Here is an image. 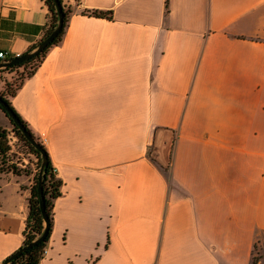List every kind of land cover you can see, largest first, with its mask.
<instances>
[{"label": "crops", "instance_id": "1", "mask_svg": "<svg viewBox=\"0 0 264 264\" xmlns=\"http://www.w3.org/2000/svg\"><path fill=\"white\" fill-rule=\"evenodd\" d=\"M62 1L61 42L8 96L62 180L39 264H254L264 0ZM49 20L45 0H0V51L23 55ZM34 178L0 172V264L24 242Z\"/></svg>", "mask_w": 264, "mask_h": 264}, {"label": "trees", "instance_id": "2", "mask_svg": "<svg viewBox=\"0 0 264 264\" xmlns=\"http://www.w3.org/2000/svg\"><path fill=\"white\" fill-rule=\"evenodd\" d=\"M58 1L62 6L63 14H64V22H63V26H62L61 31L59 32L58 36L55 38V40L52 42V44L50 46L36 52L39 49L43 39L46 38L59 24V14H58V10L56 7V1L55 0H45V3L47 4L48 9H49V17H50L48 28L45 32V36L38 43L34 44L26 53H24V54L33 53L29 59L22 62L21 64L9 66L6 68V70H11V71L15 70V69H19L21 67L26 69V67L28 65L33 64L32 70L30 72H28L25 76L22 77L19 85H17L13 91L9 92V94H10L9 96L15 95L17 90L22 86L25 79L27 77L32 76L35 73L36 69L41 64L43 59L45 58L50 47L61 42L63 35L65 33L67 23L69 21L70 15L72 13V10L70 7H67L63 3L62 0H58ZM93 14H95L97 16L106 15V13L103 11H93ZM0 64H1V60H0ZM7 84H8V82H7ZM8 86H9V84H8ZM2 97L6 101V103L12 108V110L15 112V114L19 117V119L22 121V123L26 126L27 130L33 135L32 131L28 127L27 122L25 120H23L21 115L12 106L9 98L6 95H4V93L2 94ZM0 108L5 112L4 108L1 105H0ZM14 130L18 134V136H20L26 142V144L30 147V149L34 153L37 154V156L39 157V160L41 161V163L44 166L42 185H43V190H44V195H45L46 211H47V214L49 216V227L47 229L46 234L44 235V238L40 242L36 243L35 245L30 247L29 249H24L27 245H29L32 242H34L35 240H37L44 233V231L46 229V223H45L44 217L42 215V211L40 209V203H39V199H38V188H39L40 179H39L38 175H35L34 184L32 185V188H31V198H30V204H29L30 210H29V214H28V217L26 220L25 229L23 232L24 242L18 250H16L12 255H10L8 258H6L4 260L3 264L8 260H9V262L7 264H39V262L41 260L42 251L46 247L47 242L49 241V239L51 237V233H52V229H53L54 201L62 193V191H61L62 180L57 176L55 168L51 162L49 153L47 152L45 147L42 145L44 150H45V153H46V156L44 158L42 156V154L40 153V151L37 150L31 144V142H29L26 139L23 132L17 126H14ZM6 137H7V129L4 128L3 126H0V141L3 139H6ZM3 149H6V148H3ZM13 171L17 174L22 173V170H20L19 168H13ZM25 173L29 174L28 171H25ZM255 248H256V245H255ZM18 253H19V255H17L15 258L11 259L15 254H18ZM258 261L259 260L254 255L253 263L257 264Z\"/></svg>", "mask_w": 264, "mask_h": 264}, {"label": "rangeland", "instance_id": "3", "mask_svg": "<svg viewBox=\"0 0 264 264\" xmlns=\"http://www.w3.org/2000/svg\"><path fill=\"white\" fill-rule=\"evenodd\" d=\"M32 66L33 64H30L26 69L23 68L22 71H18L11 81H7L9 86L7 82L2 81L4 76L0 73V94L2 95L4 93V95L8 97L10 95L9 92L13 91L16 86L19 85L22 77L32 70ZM14 126L15 125L9 119L4 127L7 129V137L0 141V172L19 168L24 173L28 171L29 173L38 175V177H41V182H43V164L39 160L37 154L30 149L20 136H18L14 130ZM254 255L259 260L258 262L264 261V241L260 244H256Z\"/></svg>", "mask_w": 264, "mask_h": 264}, {"label": "water", "instance_id": "4", "mask_svg": "<svg viewBox=\"0 0 264 264\" xmlns=\"http://www.w3.org/2000/svg\"><path fill=\"white\" fill-rule=\"evenodd\" d=\"M55 1H56V7H57V10H58V14H59V24L46 38L43 39L39 49L36 52H38V51L50 46L52 44V42L55 40V38L58 36V34L61 31V29H62L63 22H64L63 9H62V6L59 3V1L58 0H55ZM32 54L33 53L24 54V55H21V56H16L12 60H10L8 62H5L3 64H0V67H4V66L5 67H9V66H14V65L21 64L22 62H24L27 59H29L32 56ZM0 105L4 108L5 114L8 116L10 121L23 132V134L26 137V139L29 142H31V144L37 150H39L40 153L42 154V156L45 158L46 153H45V150H44L42 144L40 142H38V140L27 130L26 126L22 123V121L15 114V112L12 110V108L6 103V101L3 99L1 94H0ZM39 179H40V183H39V188H38V199H39V203H40V209L42 211V215H43L45 223H46V229H45L44 233L37 240H35L31 244L27 245L24 249H29L30 247H32L36 243L40 242L44 238V235L46 234L47 229L49 227V216H48L47 211H46L45 195H44L43 185H42V182H41V177H39ZM19 253L15 254L11 259H13L17 255H19ZM8 262H9V260L6 261L4 264H7Z\"/></svg>", "mask_w": 264, "mask_h": 264}, {"label": "built area", "instance_id": "5", "mask_svg": "<svg viewBox=\"0 0 264 264\" xmlns=\"http://www.w3.org/2000/svg\"><path fill=\"white\" fill-rule=\"evenodd\" d=\"M81 0H76L77 3H79ZM13 56H11L8 52L5 51H0V60H1V64L8 62L10 60H12ZM7 67H0V71L2 70H6ZM13 171V170H12ZM47 253L46 247L43 249L42 254H41V259L45 256V254Z\"/></svg>", "mask_w": 264, "mask_h": 264}]
</instances>
